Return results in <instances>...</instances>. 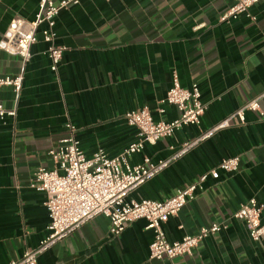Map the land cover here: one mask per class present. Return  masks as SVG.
I'll return each instance as SVG.
<instances>
[{"label": "crops", "instance_id": "1", "mask_svg": "<svg viewBox=\"0 0 264 264\" xmlns=\"http://www.w3.org/2000/svg\"><path fill=\"white\" fill-rule=\"evenodd\" d=\"M232 0H82L61 10L56 44L66 49L52 71L49 44L41 32L16 97L0 87V101L17 115L0 119V264H10L48 235L47 195L31 186L34 172L54 169L49 154L69 137L67 124L88 156L122 154L138 140L125 114L149 108L157 120H173L164 104L177 74L184 88L198 84L206 111L199 126H186L144 154L169 158L193 139L264 91V0L250 16L221 20ZM40 0H0V41L15 18L31 21ZM253 17L255 19H253ZM22 71V60L0 47V76ZM160 107L165 108L159 113ZM264 112V101L261 102ZM240 155L235 173L219 170L196 198L164 223L170 241L198 234L214 223L223 228L205 238L192 255L150 258L154 231L139 219L113 236L110 219L99 215L40 255L37 264H264V250L243 220L233 215L251 198L263 205L264 115L247 111L213 137L133 191L129 199L162 200L189 186L226 158ZM142 154L130 156L132 164Z\"/></svg>", "mask_w": 264, "mask_h": 264}, {"label": "built area", "instance_id": "2", "mask_svg": "<svg viewBox=\"0 0 264 264\" xmlns=\"http://www.w3.org/2000/svg\"><path fill=\"white\" fill-rule=\"evenodd\" d=\"M81 1L40 0L39 11L33 20L23 18L12 20L0 41V47L9 54L21 58L22 71L14 76H0V87H11L19 98L23 88L25 67L32 58V47L38 41L39 32L49 44L48 55L52 71L59 70L66 48L55 42L57 18L62 9L77 5ZM260 1L262 0H232L231 6L221 20L236 19L243 14L250 16V9ZM201 98V90L197 83L191 88H184L178 75L174 74L172 87L163 103L175 106L179 115L168 121L157 120L147 107L127 112L125 118L129 125L137 128L138 140L129 144L122 154L115 157H109L104 150L88 156L74 136L75 126L69 122L67 124L70 130L69 137L62 140L57 148L49 151L56 167L37 169L31 180V186L44 191L47 195L45 205L51 219L48 235L37 248L27 250L22 257L11 260L10 264H37L41 254L70 236L82 224L99 215H105L110 219V231L113 236H120L129 223L145 219L148 222L147 228L154 231L150 258L156 260L192 255L194 249L205 238L219 232L223 226L214 223L201 228L198 234L187 235L179 241H170L164 223L196 198L197 192L203 189L210 175L218 177L219 170L226 173L237 172L241 164L240 155L224 159L217 168L201 175L197 181L178 190L169 198L129 199L133 191L165 171L173 162L186 156L202 142L229 127L234 120L238 119L244 124L247 111H258L264 115L261 107V102L264 101L263 91L220 123L185 141L169 158L154 160L144 154L147 143L155 144L186 126H199L206 111V105ZM158 111L164 113L165 108L160 107ZM16 115V108H7L0 101V119ZM134 154L143 155L139 163L132 164L129 161L130 156ZM262 213L263 205L256 198H251L242 204L233 216L245 222L251 239L261 244L264 250Z\"/></svg>", "mask_w": 264, "mask_h": 264}]
</instances>
